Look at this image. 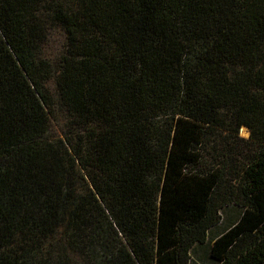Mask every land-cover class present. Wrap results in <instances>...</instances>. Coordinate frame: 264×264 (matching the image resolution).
<instances>
[{"label": "trees", "instance_id": "trees-1", "mask_svg": "<svg viewBox=\"0 0 264 264\" xmlns=\"http://www.w3.org/2000/svg\"><path fill=\"white\" fill-rule=\"evenodd\" d=\"M229 206L264 264V0H0V264H189Z\"/></svg>", "mask_w": 264, "mask_h": 264}, {"label": "rangeland", "instance_id": "rangeland-1", "mask_svg": "<svg viewBox=\"0 0 264 264\" xmlns=\"http://www.w3.org/2000/svg\"><path fill=\"white\" fill-rule=\"evenodd\" d=\"M62 37L60 34H55L51 37V41L46 47L45 53L50 59L56 60L61 48H62ZM239 135L242 138H247L249 136L248 131L245 128H241L239 131ZM221 220L215 228H212L209 231L208 239L206 244L197 245L191 251L190 262L189 264H214V262L209 257V249L214 239L225 232L228 228H230L234 223L238 220L241 209L229 206L220 211Z\"/></svg>", "mask_w": 264, "mask_h": 264}]
</instances>
